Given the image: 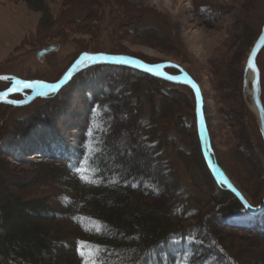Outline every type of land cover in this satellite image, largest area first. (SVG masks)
<instances>
[{
  "label": "trees",
  "instance_id": "trees-1",
  "mask_svg": "<svg viewBox=\"0 0 264 264\" xmlns=\"http://www.w3.org/2000/svg\"><path fill=\"white\" fill-rule=\"evenodd\" d=\"M60 1L66 7L87 2ZM91 5L99 6L94 0ZM251 6L250 13L255 10ZM114 14L120 23L108 31L112 39L117 33L122 41L126 36L134 40L141 35L143 41L152 39L158 46V33L139 32L154 21L165 31L162 38L167 41L165 44L171 40L164 18L157 13L128 6ZM197 14L207 24L215 25L222 10L216 3L207 2L199 6ZM244 18L242 33L236 36L238 41L233 48L239 49V41L250 34L247 21H252ZM250 25L256 30L242 58L244 65L262 33L264 15ZM84 52L117 55L149 64L164 62L150 61L116 43L95 51L81 50L73 62ZM263 54L264 49L257 61L262 84ZM227 55L219 59L227 60ZM182 63L180 66L184 67ZM166 70L170 74L180 72L176 68ZM237 74L242 105L235 96V105L223 99L219 101V113L222 124L233 129L228 131L236 143L234 151L239 163L246 165L243 172L252 174L255 196L231 175L209 125L208 132L217 164L251 206L256 207L264 200V140L259 120L247 108L243 96L244 66ZM0 84L8 86L5 82ZM227 94L228 91L221 92L219 97ZM203 96L206 102V95ZM72 99L81 101L74 104ZM31 105L34 106L31 121L20 123L25 127L18 135L23 136L24 147L5 151L0 145V264H85L90 249L99 250L98 264L100 261L103 264H249V257L241 254L236 238L251 236L264 243V210L251 215L230 190L216 183L205 164L197 131L196 102L189 87L129 67L100 64L80 72L59 93L38 98ZM184 106L188 110L186 115L181 113ZM27 107L0 103L2 112ZM128 122L131 139L121 136ZM73 129L75 132L70 133ZM171 130L183 141V134L191 138L193 143H185L188 150L174 147ZM7 135L0 131V142ZM170 145L175 148L178 163L186 166L190 160L196 164L199 171L192 176L194 187L199 188L196 186L199 175L209 194L198 197L185 192L166 151ZM30 151H36L42 159L37 164L40 175L30 179L47 188V193H26L25 180L18 181L22 177L7 159L10 155L21 164H30L27 159ZM136 151H144L153 164L142 161ZM7 173L11 176L10 192L5 182L9 180L4 179ZM253 264H264V259Z\"/></svg>",
  "mask_w": 264,
  "mask_h": 264
},
{
  "label": "rangeland",
  "instance_id": "rangeland-1",
  "mask_svg": "<svg viewBox=\"0 0 264 264\" xmlns=\"http://www.w3.org/2000/svg\"><path fill=\"white\" fill-rule=\"evenodd\" d=\"M86 1L85 4L79 3L72 7H66V4H62L60 0H0V75H6L3 73H8L25 80H49L48 82L52 81L54 83L65 74L71 66L70 64L73 62V58L81 50L95 51L100 46H111L115 43L140 57H147L150 61L162 60L164 61L163 63L153 65L171 66L166 68L179 69V74L184 72L189 75L185 71L184 67H186L198 81L196 82L189 75L199 85L202 95H206V102L203 96L204 115L207 121V127L209 125L212 130L213 138L222 161L227 165L231 175L243 185V188L250 195L255 196L257 190H255L254 183L250 179L252 174H245L243 172L246 165L239 163L238 154L236 150L234 151L236 143H233L234 140L231 139L232 137L229 133V131L233 132V129H227L221 122L219 101L224 99L228 104L234 105L235 98L240 101V87L239 84H236V76L238 75V71L239 73L242 71L243 66L245 73V65L248 57L245 65L242 58L247 54L251 36L256 30V27L250 24L252 22L257 23L261 15H264V0H94L99 6H93V8L91 5L93 0ZM207 2L216 3L219 5V9L222 10V15L217 18L215 25H212L210 22L207 24L197 14L199 6ZM87 3H89V6ZM251 5H253L255 10L250 13L249 6ZM128 6L137 10L142 8L162 16L164 18L163 20L161 17L162 20L168 26V33H170L171 40L168 41L169 43L165 44L167 41L162 39L166 36L164 35L165 31L161 29L158 23H154V21L144 25L139 32L145 35H147L149 30L150 33H158L160 38L158 46L152 42V39L146 42L143 41L145 38L141 35H139V38H134V40L126 36V40L122 41L120 39V33H117L116 39H112L108 31L110 32L111 28L120 23L119 18L114 19L116 15L114 13L116 11H123ZM69 8L73 9L70 10ZM91 9L94 10L91 11ZM244 14L247 19L252 21L251 23L247 21L250 34L245 35L244 39L239 41L238 45L241 44L239 49L236 47L233 48L238 41L236 36L242 33L243 20L245 19ZM83 18L89 19L86 21ZM82 19L84 23L80 22ZM78 25L82 30L78 29ZM123 31L125 32V29ZM149 32L148 34H150ZM130 35L132 36V34ZM148 41L151 42L149 43ZM176 41L180 44L176 43ZM160 42L163 44H160ZM54 45L59 46L57 51L51 52L41 60L37 57L39 50ZM177 49L180 51L177 52ZM174 52H177V54H174ZM223 55H227L230 61L228 59H219ZM179 58L182 59L184 67L180 66L182 61ZM261 62L264 71V54L261 56ZM228 84L233 86V88H228L230 87ZM5 86L4 84H0V91L3 90L2 88L6 89L7 86ZM247 86L248 89V83ZM229 90L232 93H229ZM250 90L252 91L251 83ZM227 91L228 94L225 97H219L221 92L226 94ZM78 92L81 93L79 90ZM189 95L191 94L189 93ZM243 96L247 108L253 112L255 118H258L251 101L244 94V83ZM22 97V95L18 94L14 96L17 100H22ZM78 97L82 98V96ZM72 100L74 104L77 101L78 103L81 101V99L77 101H75L76 99ZM262 100L264 104V73ZM239 101V105H242V102ZM32 103L27 105L29 107L16 111H0V131L8 134L0 142L1 147L5 151H10L20 146L24 147L25 143L21 139L23 136L18 135H21L22 131H25V127H22L20 123L31 121L34 112ZM66 111L72 113V110L66 109ZM181 113L188 114L185 106L181 110ZM173 118L175 122L176 117L173 116ZM2 124L3 127H1ZM130 124L128 122V125L126 124L122 128L123 134L121 135L129 139L132 138ZM73 131L74 129L70 133H73ZM169 135L176 149L185 148L188 150L189 147L185 145L186 141L187 145L188 143H193L191 138H186L184 134V137L182 136L184 141L175 131L171 130V134ZM193 146L195 147V144ZM170 147L166 151L168 152L170 162H174L175 169L177 168L176 171L181 178V184L185 192L187 194H196L195 196L198 197L209 194L210 192L205 181L199 175L197 176L199 181L196 183V186L199 188L194 187L192 176L199 171L196 164L190 160L188 162L189 164H185L186 166L178 163L175 160V148L171 145ZM135 154L142 161L145 160L149 164H153L151 160L148 161L144 151H136ZM27 155V159L31 161L30 164H21L10 155L7 159L15 167L17 174L22 177H19L20 179L18 181L25 180L24 185L28 186L26 193L32 195L39 194V192L47 193V188L41 187L35 182V179L41 173L37 166L38 162L42 160L41 157L36 154V151H30ZM5 176L4 179L9 180V182L5 181L8 189L10 183L9 178L11 176L9 173L5 174ZM31 177L35 179H30ZM260 181L262 183V180ZM9 190L8 192H10ZM241 193L243 194L242 191ZM239 238H236L237 245H239L238 248L242 255L249 257V264H253L255 260L258 262L264 259V243L261 244L257 241V238L253 239L251 236H242Z\"/></svg>",
  "mask_w": 264,
  "mask_h": 264
},
{
  "label": "water",
  "instance_id": "water-1",
  "mask_svg": "<svg viewBox=\"0 0 264 264\" xmlns=\"http://www.w3.org/2000/svg\"><path fill=\"white\" fill-rule=\"evenodd\" d=\"M58 47V45H54L43 48L38 51L37 57L41 60L47 54L57 51ZM263 49L264 26L261 35L249 53L244 73V94L252 103L253 109L259 120L261 135L264 140V104L262 100L261 71L257 63L258 56ZM100 64H112L129 67L142 73L160 78L169 83L189 87L193 91L196 99V123L202 155L213 179L217 184L230 190L243 203L251 215H257L264 210V200L258 207L251 206L241 191H239L234 186L233 182L227 176L225 171L217 164L214 152L211 148L207 121L204 115V100L202 91L199 85L188 74L184 72H181L177 75L168 73L166 71V67L171 66L153 65L139 60L111 54L83 53L71 64L65 74L54 83L43 80H25L13 75H0L1 82L10 83V86L6 90L0 91V103L15 107L27 106L38 98L59 93L80 72ZM248 67L254 71V77L251 82L252 91L250 96H247L248 86L246 82V72ZM27 84H31L32 87H26L25 85ZM41 85H46V87H41ZM17 94L24 96V98L22 100L14 99L13 96Z\"/></svg>",
  "mask_w": 264,
  "mask_h": 264
},
{
  "label": "snow or ice",
  "instance_id": "snow-or-ice-1",
  "mask_svg": "<svg viewBox=\"0 0 264 264\" xmlns=\"http://www.w3.org/2000/svg\"><path fill=\"white\" fill-rule=\"evenodd\" d=\"M26 87H32L31 84H27L25 85ZM41 87H46V85H41ZM90 253V258L88 260L85 261V264H98V261L96 259V257L99 255V250L98 249H90L89 250ZM81 255H84V251H81ZM99 264H103L102 261L99 262Z\"/></svg>",
  "mask_w": 264,
  "mask_h": 264
},
{
  "label": "bare ground",
  "instance_id": "bare-ground-1",
  "mask_svg": "<svg viewBox=\"0 0 264 264\" xmlns=\"http://www.w3.org/2000/svg\"><path fill=\"white\" fill-rule=\"evenodd\" d=\"M253 76H254V71L251 68L248 67L247 68V72H246V82L249 84V88L247 90V96H250V94H251L250 83L253 80Z\"/></svg>",
  "mask_w": 264,
  "mask_h": 264
},
{
  "label": "flooded vegetation",
  "instance_id": "flooded-vegetation-1",
  "mask_svg": "<svg viewBox=\"0 0 264 264\" xmlns=\"http://www.w3.org/2000/svg\"><path fill=\"white\" fill-rule=\"evenodd\" d=\"M9 86H10V84H8L7 88H8ZM7 88H6V89H7ZM6 89H3V90H6ZM3 90H2V91H3ZM22 98H24V96H23Z\"/></svg>",
  "mask_w": 264,
  "mask_h": 264
}]
</instances>
